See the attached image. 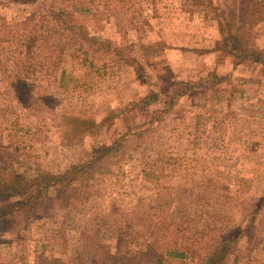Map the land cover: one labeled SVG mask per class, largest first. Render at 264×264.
Wrapping results in <instances>:
<instances>
[{"label":"rangeland","instance_id":"374dc122","mask_svg":"<svg viewBox=\"0 0 264 264\" xmlns=\"http://www.w3.org/2000/svg\"><path fill=\"white\" fill-rule=\"evenodd\" d=\"M77 1L78 28L59 35L48 8L67 1L0 0L7 24L30 21L34 34L51 35L34 52L23 91L0 59L1 171L58 175L117 139L129 147L90 185L88 200L63 208L51 191L47 214L0 231V264H55L82 251L81 229L110 213L112 223H131L145 239H194L188 264L252 221L256 238L237 264H264V65L222 54L221 23L203 0ZM219 3L234 15L238 0ZM246 40L264 53V22ZM153 90L163 93L157 104L137 105ZM147 225L159 229L150 235ZM117 237L115 225L104 226L90 249L104 242L115 251Z\"/></svg>","mask_w":264,"mask_h":264},{"label":"trees","instance_id":"16d2710c","mask_svg":"<svg viewBox=\"0 0 264 264\" xmlns=\"http://www.w3.org/2000/svg\"><path fill=\"white\" fill-rule=\"evenodd\" d=\"M27 1L34 3L37 0ZM65 1L68 2L67 6L51 5L48 8L53 22L60 29L58 31L54 28L59 35L78 28L73 21L77 9L72 5L74 1H78ZM203 2L211 8L221 23L220 51L222 54L235 57L240 62L253 61L264 65V53L259 49L254 50L246 40L250 31L264 22V0H238L234 15L223 11L219 0H203ZM30 26V21L10 25L0 18V55L5 56L0 57L1 64L9 63L8 70L19 80V91L27 88L26 76L35 70L33 61L38 56L34 52L43 51L50 42L51 35H46L43 32L34 34L37 28L30 29ZM39 27L44 28V23ZM93 41L96 46L109 49L106 40L95 36ZM57 50L58 48L50 51L53 54ZM43 58L46 59V56ZM162 94L158 90H153L137 105L149 107L157 104ZM75 121L83 126L88 125L81 120ZM92 130L93 128H89L82 133L85 134ZM127 147L129 144L125 137L117 139L108 146L95 148L85 161L58 175L41 172L37 176L31 177L17 174L12 165L7 169L10 174H7L1 171L3 169L1 167L0 231L19 228L27 223L34 214H47L52 206L51 191L56 192L60 206L63 208H66L67 204L76 198L81 197L88 200L90 185L99 176L109 173L115 164L125 158ZM262 201L264 202V198ZM115 215L116 213H110L92 218L89 224L81 229L82 251L79 250L71 256L65 255L52 261L55 264H168L180 260L188 264V258L193 257L195 247L192 242L194 239L191 241L186 237L180 243L173 240H164L162 243L161 239H145L131 223H112L110 219ZM126 215L127 213L123 214L124 217H127ZM253 215H257V213ZM111 224L118 229L116 250L113 251L111 245L104 242H98L94 249H90V240L101 234L102 227ZM253 224L252 221H248L245 225L232 227L226 233H222L218 244L199 264H227L231 259L234 264H237L240 259H243V246L256 238V229ZM158 229L147 225L146 232L154 235L153 232ZM181 232L182 230L178 231L179 234ZM86 251H90L87 258L83 257Z\"/></svg>","mask_w":264,"mask_h":264}]
</instances>
